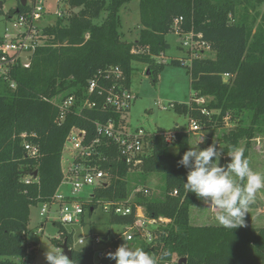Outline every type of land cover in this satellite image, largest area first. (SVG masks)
<instances>
[{"label": "trees", "instance_id": "obj_1", "mask_svg": "<svg viewBox=\"0 0 264 264\" xmlns=\"http://www.w3.org/2000/svg\"><path fill=\"white\" fill-rule=\"evenodd\" d=\"M131 1L63 0L68 5L66 13H71L43 28L44 41L29 67L12 68L15 86L0 75V264L33 263L34 248L28 247L26 239L31 207L51 201L60 187L63 148L71 128L85 129L91 140L96 135V119L106 121L110 115L118 119V114L105 108L101 96L94 95L96 107H81L89 96L90 79L113 66L122 69L127 87L135 61L148 63L152 76L156 67L166 63L186 67L194 95L188 103L172 104L176 109L207 127L222 126L226 118L238 116L248 122L224 136L228 143L224 150L243 135H264V14L258 21L255 11L261 0H138L142 27L137 39L128 40L123 36L120 10ZM29 9L28 2L19 0L7 17ZM180 17V29L201 33L216 51L215 57L194 58L190 65L183 57L157 62L156 57L170 48L166 35L174 32L175 19ZM226 73L230 74L227 80ZM71 94L75 106L58 121L60 108L52 99ZM204 96L209 98L197 102ZM174 132L172 145L163 131L149 134L152 150L140 174L143 180L145 173H162L160 197L140 190L127 201L130 169L114 152L110 161L102 163L111 181L95 189L92 201L86 204L89 212L104 200L123 201L132 206V213L119 215L110 210L112 224H133L138 205L148 218L169 219L153 229L151 240L137 236L129 241L155 253L159 264H178L183 257L186 262L181 264H264V228L244 225L229 229L190 222L189 208L198 197L184 189L189 169L178 165L190 148V135L179 127ZM25 141L39 146L37 156L27 154ZM35 170L38 176L26 183L25 177ZM53 223L59 228L56 245L60 247L67 239L76 264H93L92 247L74 248V231L59 221ZM114 243L119 246L125 240ZM105 264L116 261L108 257Z\"/></svg>", "mask_w": 264, "mask_h": 264}, {"label": "built area", "instance_id": "obj_2", "mask_svg": "<svg viewBox=\"0 0 264 264\" xmlns=\"http://www.w3.org/2000/svg\"><path fill=\"white\" fill-rule=\"evenodd\" d=\"M27 2L30 9L26 13H15L8 17L11 26H6L3 34L0 35V75L9 79L12 87L15 86V81L11 79L10 71L17 65L29 67L32 55L44 41L43 28L52 24L50 21L44 24L45 27L41 24L43 18L49 13L45 8V0H27ZM67 9L66 4L63 5V9L58 8L55 11L56 19L63 17ZM181 20L182 17L175 19L174 28L176 33L182 36V46L189 56L185 62L190 65L194 58L203 57L206 53L212 52L213 48L208 41L203 39L201 33H195L193 30L182 31L180 29ZM229 77L230 74H224L225 80ZM87 93L89 96L82 102V108L96 107L98 104L96 97L101 96L104 98L105 108L118 114L119 117L116 119L110 115L106 121L96 119L94 121L96 135L91 140L87 139L86 130L78 126H73L66 138L63 150H69L70 158L66 168L63 166L62 182L51 201L40 203V214L46 218H52L51 215L56 213V219L68 225H78L84 222L86 213H90L86 204L92 201L95 189L111 181V174L102 166V163L110 161L114 152L118 160L132 166L142 162L151 151L149 150V132L142 127L132 128L125 123V117L136 96L130 87L125 85V76L119 66H113L109 71L92 77ZM52 102L59 106L60 114L57 120L62 121L65 114L73 110L76 101L75 96L71 94L65 98L61 96L53 98ZM203 112L207 111L203 110ZM200 127L198 122L191 120L188 131L196 132ZM174 137L175 132L170 133L167 139L172 141ZM24 146L28 155L35 157L39 154L37 144L25 141ZM32 180V175L25 177L26 183ZM67 184L71 185V194L63 189ZM85 187H90L92 194L88 201H81L74 195ZM108 209L119 215L132 213V206L123 201H108ZM160 220L169 221L166 218H160ZM158 222L156 219L148 218L145 210L138 205L133 224L119 225L121 231L117 234H92L88 238L79 239L78 243L82 247H92L94 250L93 264H105L107 254L115 252L118 248L115 241L123 238V235L131 237L132 240L136 234L140 238L151 240L153 229L157 227ZM154 224L153 228H149L148 225ZM73 247L76 248L74 242Z\"/></svg>", "mask_w": 264, "mask_h": 264}, {"label": "rangeland", "instance_id": "obj_3", "mask_svg": "<svg viewBox=\"0 0 264 264\" xmlns=\"http://www.w3.org/2000/svg\"><path fill=\"white\" fill-rule=\"evenodd\" d=\"M3 2V7L0 8V35L3 34L6 26L10 27L11 23L8 20L7 13L11 8H15L19 0H0ZM62 0H45V8L49 12L41 21V24L45 27V23L49 21L54 24L57 21L55 11L63 9ZM256 13L258 15V21L264 14V0L257 3ZM64 12V20L69 16ZM122 18V32L123 36L128 40H135L139 37L141 22L139 15V1L133 0L126 6H123L120 10ZM166 40L170 44V48L166 50L165 54L161 57H156L157 62H168L172 58L183 57L188 59L186 49L182 46V36L179 33L170 32L166 35ZM216 51L206 53L203 57H215ZM191 57V56H190ZM188 64V63H187ZM133 71L130 79V89L136 96L132 101L130 109L125 117V123L132 127H142L149 134L159 133L163 131L166 136V141L169 145L173 144V140L169 141L168 135L174 133V130L179 127L186 131L189 130L191 120L180 110L176 109L172 104L174 103H188L191 101L194 91L191 88V77L187 72V68L184 66H175L169 63L163 65V67H156L154 76L151 73L147 74L149 64L142 61H135L133 63ZM207 96L199 99V103L206 100ZM248 122L242 120V116L237 118L225 119V123L222 126L207 127L201 124L200 128L196 131H188L190 135V147H199L204 149L213 143L215 139L217 141V149L220 146L223 150L220 163L222 165L227 164L230 161L227 152L229 147L227 146V140L224 136L230 133L232 129L239 128L240 126H248ZM150 141V140H149ZM234 146L244 147L246 149V156L251 158V167L258 172L264 173V135L260 133L254 134L251 138L247 135L239 137ZM149 150H152V143L149 142ZM151 152V151H149ZM70 158L69 150H63L62 167L66 168L68 159ZM146 158H143L142 162L129 166L130 178H129V195L127 201H132L137 192L145 190L146 193H150L152 196L160 197L162 187L164 185V179L161 172L153 171L151 173H145L146 178L140 180V174L143 171V163ZM63 167V169H64ZM64 191L71 194V185L64 186ZM90 187H85L81 192H78L75 197L81 201H88L89 196L92 194ZM90 203V202H89ZM95 210L90 214L86 213L85 220L82 224L78 225H66V228L70 231H74L73 240L76 248H81V244L78 240L81 238H88L92 234H117L121 231V228L117 224H112L109 220L108 201L104 200L99 202ZM203 200L197 198V200L190 205L189 217L190 222L193 225L205 226V225H219L216 220V214L221 210L218 208L208 207ZM56 207V206H54ZM143 208V206H141ZM41 209L40 205L31 207V218L29 222V230L26 236L27 244L30 249L33 250L34 261L32 264H48L45 258V252L50 247H58L55 243V239L59 238V228L53 223V220L58 221L57 214L53 213L52 218H46L39 214ZM144 209V208H143ZM39 220V222H38ZM44 220V225H41V221ZM162 221L158 222L157 226H160ZM245 225L254 228H264V189H261L256 196L255 203L249 208V213L245 216ZM149 228H153L154 225H148ZM44 227V228H41ZM137 237V234L136 236ZM29 249V250H30Z\"/></svg>", "mask_w": 264, "mask_h": 264}, {"label": "clouds", "instance_id": "obj_4", "mask_svg": "<svg viewBox=\"0 0 264 264\" xmlns=\"http://www.w3.org/2000/svg\"><path fill=\"white\" fill-rule=\"evenodd\" d=\"M245 151L244 147L230 146L227 152L230 161L222 165L223 150L221 146L217 149L214 139L204 149L199 145L190 147L178 161V165L189 169L184 189L188 193L194 192L208 207L220 209L215 218L219 225L229 229L245 225L250 206L255 203L257 193L264 189V173L251 167V158L245 156ZM123 239L125 243L107 254L116 264H159L155 253L130 244L129 236L123 235ZM47 246L44 255L48 264H76L63 248Z\"/></svg>", "mask_w": 264, "mask_h": 264}, {"label": "water", "instance_id": "obj_5", "mask_svg": "<svg viewBox=\"0 0 264 264\" xmlns=\"http://www.w3.org/2000/svg\"><path fill=\"white\" fill-rule=\"evenodd\" d=\"M23 4H26L27 0H21ZM3 7V2L0 1V8ZM150 73V70H147V74ZM30 175L37 177L38 176V170H35L33 173H31ZM61 248L64 249L65 253L69 256L70 259L73 258V250L72 248H70L67 239H65L62 244L60 245ZM183 262H186V257L180 258L178 261V264H181Z\"/></svg>", "mask_w": 264, "mask_h": 264}, {"label": "crops", "instance_id": "obj_6", "mask_svg": "<svg viewBox=\"0 0 264 264\" xmlns=\"http://www.w3.org/2000/svg\"><path fill=\"white\" fill-rule=\"evenodd\" d=\"M38 205H40V204H38ZM39 214H40V212H39ZM30 218H31V214H30ZM41 221V220H40ZM44 220H42L41 221V225L43 226L44 225V222H43ZM30 222V221H29ZM38 222H39V220H38ZM28 228H29V226H28ZM41 228H44V227H41Z\"/></svg>", "mask_w": 264, "mask_h": 264}]
</instances>
